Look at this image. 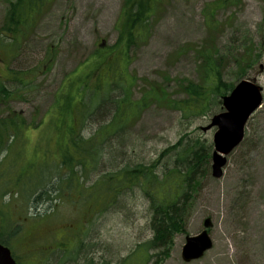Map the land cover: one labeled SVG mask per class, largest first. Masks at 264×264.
<instances>
[{"label":"rangeland","instance_id":"rangeland-1","mask_svg":"<svg viewBox=\"0 0 264 264\" xmlns=\"http://www.w3.org/2000/svg\"><path fill=\"white\" fill-rule=\"evenodd\" d=\"M124 1L47 0L25 32L19 51L0 65V73H7V68L30 70L42 64L49 47L56 52L51 69L40 73L28 91L8 102L0 101L3 113L16 110L27 122L40 121L43 126L41 131L26 129L27 156H34L37 140L59 134L49 117L55 114V99L66 78H81L90 72L105 84L106 77L100 73L125 68L123 59L113 65L112 58L101 62L95 55L101 48L109 52L116 43ZM208 1L166 0L152 19L146 41L129 52L128 71L137 77L132 88L134 100L142 98L151 83L174 98L185 97L182 83L201 81L205 49L215 52L224 81L255 80L264 95V0H242L239 5L220 9L212 29L203 11ZM8 6V0H0V27ZM8 85L13 87L11 82ZM214 102L206 115L190 119L178 109L151 103L109 140L100 163L92 171L82 172L88 188L127 164H156L162 175L173 167L178 149L167 150L181 138L183 144L200 139L211 146L209 163L197 175L198 184L189 198L185 231L173 237L165 257V245L153 246L151 258L144 264H264V99L249 118L244 139L228 155L221 178L212 175L216 127L203 130L212 116L222 111V102ZM89 108L82 124L85 137L113 116L110 102ZM40 154L42 161L50 159L46 147ZM48 196L33 202L29 195L0 194L1 208L6 206L18 220L24 214L29 218L18 240H11V249L22 264H36L40 253L46 255L45 264H124L139 243L153 238L150 202L139 188L127 189L104 212L90 215L83 198L70 196L65 189ZM206 218L213 222L208 231L214 245L203 257L186 262L181 255L186 237L201 232ZM82 221L86 222L83 242L73 251L84 228ZM14 223L7 230L16 226Z\"/></svg>","mask_w":264,"mask_h":264},{"label":"trees","instance_id":"trees-1","mask_svg":"<svg viewBox=\"0 0 264 264\" xmlns=\"http://www.w3.org/2000/svg\"><path fill=\"white\" fill-rule=\"evenodd\" d=\"M8 1L9 6L0 27V65L19 51L25 32L34 25L47 0ZM241 1H208L203 8L208 27H215V16L220 9L239 5ZM165 2L166 0L124 1L117 21L119 36L116 43L109 48V52L101 48L95 55L98 54L101 62L112 58L113 65L123 59L125 68H110L100 73L99 75L106 77L105 84H102L101 78H97L96 73L90 72L86 76L81 75V78H66L55 99V114L49 117V123L54 125L59 134L37 140L33 145L34 156H27L25 131L31 127L41 131V122H27L21 112L11 110L5 114L0 109V194L5 191L13 195H29L33 202H39L43 195L48 199V193L65 189L68 195L83 198L88 215L104 212L127 189L139 188L148 198L152 210L153 238L139 243L136 252L125 258L124 264H144L151 258L149 250L155 245L166 246L167 251L163 252L165 257L173 237L185 231L189 198L198 184L197 175L209 163L211 146L208 147L200 139L183 144L181 138L167 150L178 149L173 167L164 170L162 175L156 164H127L113 173L105 174L88 188L85 187L86 173L83 176L82 172L92 171L100 163L109 140L124 130L151 103L158 102L178 109L184 118L190 119L206 115L210 106L215 103L214 100L221 103L222 97L235 85L224 81L215 52L205 49L202 51L201 81L185 80L182 83L185 97L174 98L163 87L151 83L142 98H132V88L137 77L128 71L131 62L129 52L133 46L146 41L152 19ZM55 55V49L49 47L38 68H7V73L5 70L1 72L0 101L3 99L8 102L28 91L40 73L51 69ZM9 82L12 83V88H9ZM117 91L118 94H114ZM106 102L111 103L112 118L85 137L82 124L89 106ZM43 147H46L50 155V159H44L46 161H42L40 154ZM8 211L6 206H0V241L13 247L11 240H18L23 232V224L29 218L24 214L18 220ZM12 221L16 226L7 230ZM80 225L84 228L72 248L73 251L82 244L86 231V222L82 221ZM14 256L22 264L23 261L15 254ZM46 259L45 253H40L37 255L36 264H45Z\"/></svg>","mask_w":264,"mask_h":264},{"label":"water","instance_id":"water-1","mask_svg":"<svg viewBox=\"0 0 264 264\" xmlns=\"http://www.w3.org/2000/svg\"><path fill=\"white\" fill-rule=\"evenodd\" d=\"M263 102V87L255 80L243 79L238 82L229 94L222 98V111L212 116L204 131L216 127L213 136L212 175L221 178L228 155L242 142L245 126L250 116ZM213 226L211 218L204 221V229L196 235L186 237L182 248V259L190 262L201 258L213 247V240L208 228ZM0 264H19L8 245L0 241Z\"/></svg>","mask_w":264,"mask_h":264}]
</instances>
